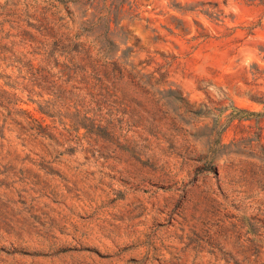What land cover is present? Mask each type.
Here are the masks:
<instances>
[{"label": "rangeland", "instance_id": "obj_1", "mask_svg": "<svg viewBox=\"0 0 264 264\" xmlns=\"http://www.w3.org/2000/svg\"><path fill=\"white\" fill-rule=\"evenodd\" d=\"M45 1L0 0V264H264V7L118 0L105 59Z\"/></svg>", "mask_w": 264, "mask_h": 264}, {"label": "trees", "instance_id": "obj_2", "mask_svg": "<svg viewBox=\"0 0 264 264\" xmlns=\"http://www.w3.org/2000/svg\"><path fill=\"white\" fill-rule=\"evenodd\" d=\"M86 2H91L92 6L95 4L96 8L98 6L99 9L97 10V15L87 18L86 20L82 21V28L81 32L88 31L94 27H101L104 30V34L102 35V38L99 40H96L95 48L97 49V52L100 57H103L105 59L108 58L109 50L112 47L111 41L108 40L107 34L111 30V25H117V17L120 14L121 10L123 9V2H118V0H85ZM254 2L255 0H247ZM258 5L264 7V0H257ZM75 0H46L45 3L48 6L49 10H46L44 13L43 21L45 23L44 31L46 32V37H55V33L53 31V25L62 23L67 24V19L69 18L70 21L73 22V13L71 12L69 5L73 4ZM186 10V9H185ZM205 15L209 16V14L204 13ZM58 43L59 40L57 41ZM114 64V63H113ZM119 76L110 74L109 77H103L98 80L99 88L101 87L102 91H108L106 94H108L110 91L117 92L119 89H121L120 84L124 77V73L122 71H118ZM11 88V87H10ZM30 95H35L36 93L32 90L29 91ZM38 96L40 95L37 94ZM15 95H9L5 92H2L0 95V108L2 110H6L8 113L12 114L13 106H16L17 98ZM40 97V96H39ZM15 99V100H13ZM35 103V102H33ZM45 103L41 101L38 103V111L42 114H45L48 116L47 111L49 109L48 106L44 105ZM12 107V108H10ZM235 110L243 114L244 120H249L253 116H260L258 120L255 121V124L257 125V137L259 140H262L264 137L263 130L261 127H258L263 121H264V114H256L253 112H248L246 110L235 108ZM16 114L23 115L25 122L24 127L22 129L25 132H30V135L40 136V137H47L50 138L51 135L47 132L49 130V127H43L42 123H40L37 119L33 118L30 113L26 110H18L15 111ZM241 119V118H240ZM230 125H225L223 130L221 131V134H223Z\"/></svg>", "mask_w": 264, "mask_h": 264}]
</instances>
